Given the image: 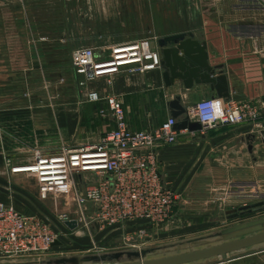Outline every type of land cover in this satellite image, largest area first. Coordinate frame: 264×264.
Listing matches in <instances>:
<instances>
[{"label":"crops","instance_id":"crops-1","mask_svg":"<svg viewBox=\"0 0 264 264\" xmlns=\"http://www.w3.org/2000/svg\"><path fill=\"white\" fill-rule=\"evenodd\" d=\"M0 1L20 5L18 0ZM109 2L133 7L149 3L148 0ZM172 2L175 7L174 19L168 21L167 28L162 23L163 28H158L162 32L158 34L136 32L135 35L122 34L112 38L95 31L89 39L79 40L72 51L78 46L87 45L98 47L100 52L108 54L115 44L150 37H156L153 44L158 47V39L162 37L191 32L196 39L206 43L209 65L216 69V73L222 70L227 76L230 96L218 97L209 83L193 81L192 87L188 88L183 80L177 79L172 86H167L162 67L142 73L123 70L115 75L87 81L86 85H80V81L85 79L83 75L71 73L67 80L69 86L77 90L76 95L69 94L62 105L52 110L48 116L41 117L45 119V123L40 127L36 126V113L21 111L16 104L0 110V186H5L8 182L9 186L13 185L12 181L19 180L22 176L9 173L5 156L11 158L13 164H19L30 161L36 148L51 154L61 151L63 147H80L98 142L107 130L114 127L107 109L106 96L113 95L123 103L128 123L135 130L155 127L173 117L169 103L177 96L181 97V104L187 111L198 101L209 97L215 98L220 104L228 100L252 103L264 100V0ZM139 12L138 9H129V15ZM141 13H144V9ZM0 19L3 20L4 15H0ZM133 19L136 20V17ZM137 23L141 26L140 21ZM5 33V29L0 27L2 38ZM4 51L3 44H0V53L4 55ZM90 91L99 92L103 98L98 102H89L87 94ZM100 110L105 112L101 113ZM186 115L188 113L181 119ZM30 118L34 121H30ZM175 119L177 122L178 119ZM189 119L191 122H198L194 116L190 115ZM175 129L178 132L177 141L161 148L158 159L164 181L182 196L175 206L179 208L178 213L182 214L184 208H187L190 217L195 215L191 218L196 222V219H202L203 213H209L207 209L213 212L222 210L221 207L227 204L241 205L264 199V112L257 120L240 124H223L210 129L201 127L198 130ZM31 132L33 134H29ZM40 133L54 143L37 145ZM27 135L35 140L34 146L26 144H31L32 140L26 141ZM20 151L26 152L23 154ZM0 200L12 203L23 212L39 213L61 229L63 234L55 247L65 244L66 234H71L75 243H87L94 239L89 236L86 227H72L56 217L49 218L37 208L17 202L15 198L11 199L10 195L1 190ZM178 217L179 215L166 226L173 227ZM190 222L191 220L188 224ZM133 226L135 225L124 226V230H132ZM162 235H166V232H162ZM228 256L230 257L226 260L205 264H225L237 258L240 260L236 264H264V247Z\"/></svg>","mask_w":264,"mask_h":264},{"label":"built area","instance_id":"built-area-1","mask_svg":"<svg viewBox=\"0 0 264 264\" xmlns=\"http://www.w3.org/2000/svg\"><path fill=\"white\" fill-rule=\"evenodd\" d=\"M156 40L150 37L115 44L108 54L94 46L78 47L71 55L74 73L83 75L85 79L80 85H86L87 81L123 70L142 73L158 69L161 53L153 44ZM102 98L97 91L87 94L89 102ZM105 101L114 127L98 142L63 147L51 154L36 148L28 162L13 164L5 156V163L10 174L35 175L42 198L64 199L70 210L57 214L60 222L69 225L75 221V227L88 225L99 229L141 222L132 230H124L126 242L141 247L151 235L146 224L156 226L167 220L182 198L180 192L164 181L158 159L161 148L177 141L176 119L169 117L155 127L135 130L117 97L106 96ZM263 112L264 100L261 103L228 100L220 104L212 97L198 101L187 111L203 129L257 120ZM86 174L94 176L96 182ZM62 234L43 215L20 211L12 203L0 200V263L41 260L52 252L54 242Z\"/></svg>","mask_w":264,"mask_h":264},{"label":"rangeland","instance_id":"rangeland-1","mask_svg":"<svg viewBox=\"0 0 264 264\" xmlns=\"http://www.w3.org/2000/svg\"><path fill=\"white\" fill-rule=\"evenodd\" d=\"M18 1L20 5L15 6L0 1V15H4V19H0V27L6 32V35H2L3 38L0 36V44H3L5 48V54L0 53V110L8 109L16 104L20 106L21 111H32L37 116L35 118V121L38 122L37 127L45 123V119L41 117L48 116L52 110L62 105L69 94L76 95L77 93L76 89L69 86L67 79L71 73L75 74L71 54L72 47L76 46L79 40L89 39L95 31H100L103 35L112 38L122 34L135 35L136 32L138 34L143 32L150 35L158 34L162 32L158 29L163 28L162 23L166 27L169 24L168 21H173L175 8L172 0H148V5L134 7L113 5L109 0ZM18 1L16 0V2ZM132 8L138 9L139 14L129 15V9ZM142 9H144V13H141ZM135 17L136 20L133 19ZM137 21L141 22V26ZM64 77L66 79L62 81ZM32 120L34 121L30 118V121ZM29 134H33V132ZM25 139L26 141L32 139L31 144H26L34 146L33 137L27 135ZM57 140L59 141L58 138ZM36 143L41 146L52 145L54 142L51 139H45V135L40 133ZM25 152L20 151L23 154ZM86 175L91 178L93 183L96 182L97 179L94 176ZM12 182L13 185L9 186L8 182L5 186H0V190L6 192L8 196L10 195L11 199L15 198L17 202L37 208L49 218H57L59 212L70 210L64 199L53 196L42 198L35 175H22L19 180ZM17 202L15 201V203ZM252 203L256 204L244 209L240 208L243 204H227L221 207L222 210L213 212L207 209L209 213H203L202 219L203 217L204 219L200 221L196 219V222L192 219L195 215L191 218L188 210L186 211L187 208H184L182 214L178 213L179 208H172L168 219L155 224L157 227L151 223L146 224L151 235L147 243L141 247H133L126 242L124 227L99 229L81 225L86 227L89 236L94 238L90 239V242L75 243L71 234H66L64 236L67 240L65 244L54 247L52 252L41 259L42 261L38 262L35 261L38 259H35L13 264H58L57 262H48V259L118 250L147 249L139 256L124 254L118 259L109 260L110 262H121L138 258H152L219 243L264 229V199L248 204ZM178 215L181 218L178 217L175 225L168 228L166 225ZM190 220L191 222L188 224ZM244 223L251 224L235 230H225ZM141 224V222H137L133 227ZM116 229H122V231L118 232ZM161 231L166 232V235H162ZM262 246L264 243L229 252L228 255L232 256ZM217 260H221V256L186 264H205ZM239 260L238 258L232 259L225 264H236ZM109 261H80L78 264H106Z\"/></svg>","mask_w":264,"mask_h":264},{"label":"water","instance_id":"water-1","mask_svg":"<svg viewBox=\"0 0 264 264\" xmlns=\"http://www.w3.org/2000/svg\"><path fill=\"white\" fill-rule=\"evenodd\" d=\"M157 45L161 53V67L164 69L163 76L167 86H172L177 79L183 80L185 86L188 88L192 87L193 81L196 83H209L211 84L212 89L216 91L218 97L228 98L230 96L227 76L222 70L216 73V69L209 65L208 54L206 51L207 45L205 42L196 39L193 33H179L165 36L158 39ZM169 105L171 108V115L178 119L175 128H189L190 130L201 129V124L199 122H191L188 115H186L184 119H181L182 116L187 113V110L186 107L181 104L180 96H177L170 101ZM262 135L264 138V130L262 131ZM254 204L256 203L243 204L240 208L244 209ZM251 223L240 224L225 230H235ZM69 225L75 227L76 223L75 221H71L69 222ZM54 243L58 244L60 241L57 240ZM260 243H264V229L219 243L152 258H138L121 262L109 261L118 259L124 254L139 256L147 250L146 248H139L133 250L95 253L84 256H59L48 259V262H57L58 264H78L80 261L99 262L107 260L109 263L106 264H186L217 256H221V260H226L230 257L228 256L229 252L238 251ZM37 261L40 262L42 260ZM0 264L13 263L3 262Z\"/></svg>","mask_w":264,"mask_h":264}]
</instances>
